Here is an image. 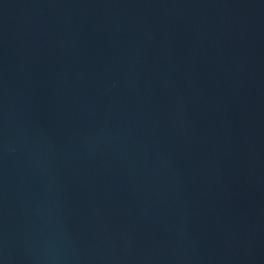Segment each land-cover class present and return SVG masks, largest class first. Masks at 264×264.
Returning a JSON list of instances; mask_svg holds the SVG:
<instances>
[{
  "label": "water",
  "instance_id": "95a60500",
  "mask_svg": "<svg viewBox=\"0 0 264 264\" xmlns=\"http://www.w3.org/2000/svg\"><path fill=\"white\" fill-rule=\"evenodd\" d=\"M0 264H264V0H0Z\"/></svg>",
  "mask_w": 264,
  "mask_h": 264
}]
</instances>
